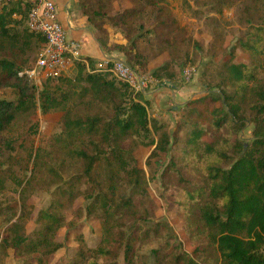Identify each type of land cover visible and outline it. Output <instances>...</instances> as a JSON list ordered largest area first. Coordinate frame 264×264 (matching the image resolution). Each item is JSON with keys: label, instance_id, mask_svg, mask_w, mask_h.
<instances>
[{"label": "trees", "instance_id": "16d2710c", "mask_svg": "<svg viewBox=\"0 0 264 264\" xmlns=\"http://www.w3.org/2000/svg\"><path fill=\"white\" fill-rule=\"evenodd\" d=\"M129 1L132 9L119 18L109 17L101 6L96 9L90 0H79V7L94 30L108 16L111 26L127 40L114 50L125 55L131 52L138 59H142L139 37L130 35L132 22L151 12L158 25L154 34L160 52H167L175 64L182 62L192 40L178 25L168 1ZM205 2L220 13L233 7L241 10L239 23L246 32L228 60L217 65L214 73L208 69L201 74L204 95L184 105L178 125V131L184 130L182 138L178 132L171 137L166 123L150 118L142 93H135L110 73H88L83 63L73 65V78L63 74L41 85L32 83L23 72L34 65L24 58L27 53L39 54L45 38L29 27L32 3L4 6L0 12V91L12 89L16 99H0V192L13 190L19 200L8 203L0 196V264H7L11 250L17 264H50L62 248L56 235L67 224V211L80 198L87 202L86 215L99 220L101 238L89 254L82 237L76 258L69 264H118L122 253L125 264H264V0ZM213 36L215 43L222 42L218 29ZM237 51L247 54L249 62L237 63ZM87 60L94 69V63ZM161 74L153 73L162 84ZM38 111L44 115L61 112V133L29 155L32 171L29 177H21L16 167L24 170L25 164L15 154L17 140L8 134L27 126ZM249 126L251 139L240 140ZM179 144L182 153L170 157L164 185L175 178L183 186L177 205L196 249L192 255L169 252L172 230L159 222L155 237L165 246L145 256L136 249L141 237L122 230L129 223L131 230L136 226V199L144 196L148 184L135 153L153 148L146 161L150 166L170 146ZM44 174L51 177L49 181L42 179ZM36 185L46 191L56 189L29 236L26 225L32 207L28 200Z\"/></svg>", "mask_w": 264, "mask_h": 264}, {"label": "rangeland", "instance_id": "374dc122", "mask_svg": "<svg viewBox=\"0 0 264 264\" xmlns=\"http://www.w3.org/2000/svg\"><path fill=\"white\" fill-rule=\"evenodd\" d=\"M167 1L178 25L187 30L188 38L192 40V44L184 50L187 57L182 59V62L176 61L175 64L167 52H160L159 39L154 34L158 25L151 12L146 17L140 15L134 19L132 22V31H129L131 36L139 37L137 39V49L142 59L136 58V55L131 52L125 55L116 50V53L129 66H136L135 69L142 76L153 78L158 85L161 84V79H156L153 73L157 71L158 73H162L161 77L164 81L161 85L171 88V86L189 84L195 78L200 80L201 74L208 69L214 73L217 65L229 59L231 50L235 47L237 40L245 34L246 28L239 23L241 10L236 7L226 9L220 13L216 12L213 6L207 5L206 0ZM90 3L96 9H101V6L106 15L116 18H119L120 14L131 10L133 7L129 0H90ZM108 16L99 20L102 24L98 30H93L103 44L106 53L110 54V49L105 47V44L110 43L111 40V49H115L116 47L126 45L127 40L111 26ZM216 29L222 34V42L215 43L213 34ZM213 46H215L214 49H212ZM37 56L38 53H27L24 59L27 58L31 66H33L36 63ZM236 57L237 63L249 62V56L240 51H237ZM73 68H69L64 73L65 76L73 78L76 73V70ZM186 70H194L193 73H196V76L194 75L189 82L184 81L182 77ZM169 73L172 75L175 74L173 78L167 76ZM31 82L34 83L33 81ZM156 83L150 84L147 91L156 87ZM142 95L144 96V94ZM0 99L15 100V91L9 88L2 89L0 91ZM183 111L179 116V122L175 123L173 127L170 123L158 120L167 124V131L171 137L177 132L180 134V138L185 136L184 130L178 131V125L184 115ZM61 117V112H51L50 114L44 115L38 111L27 126H22L20 130L14 129L9 132L8 136L17 140L18 145L15 154L25 164L24 170L16 167L18 175L21 177H25V175L27 177L30 176L33 162L29 161V155L31 153L35 155L39 148H45L51 138L61 133ZM150 118L153 119L152 113ZM251 136L252 127L249 126L243 134L239 135V139L246 142L251 139ZM150 149L152 150V148ZM150 149L140 148L135 153L138 163L146 173L148 184L146 190L142 192L144 196L136 199L139 211L136 226L131 230L129 227L132 224L129 223L122 230L125 233H133L135 237H141L142 242L136 245V249L141 254L148 256L153 249L165 246L163 240L155 237V226L159 222L166 224L172 230V238L169 241V252L178 250L192 255L196 246L189 240L186 231V220L184 214L180 212L176 199L177 194L183 186L175 178L172 179L169 186L167 184V187L164 185V173L169 159L172 155L179 157L182 153V146L180 144L170 146L167 154L164 153L159 158L154 159L149 166L146 165V161L150 155ZM50 178L47 174L42 176L45 182L49 181ZM64 178H67L66 175ZM185 185L187 186V184ZM192 187L191 184L187 186L189 189H192ZM33 188L35 192L28 200V205L32 207V210L29 211L30 218L26 225V231L29 236L37 228L36 221L39 213L51 205L53 200L52 193L56 189L53 186L51 190L46 191L37 185ZM0 196L8 203H14L19 200L18 194L10 189L1 191ZM86 205V200L80 198L67 211V224L56 235V241L62 245V248L52 256L50 264H69L72 262L76 258L82 237L87 243L86 248L89 254L97 246L101 238L100 223L97 218L86 215ZM144 233H148V236H144ZM9 253L10 256L5 262L7 264H17L14 260V251L11 250ZM118 264H125L123 253L118 259Z\"/></svg>", "mask_w": 264, "mask_h": 264}, {"label": "built area", "instance_id": "2783aa9c", "mask_svg": "<svg viewBox=\"0 0 264 264\" xmlns=\"http://www.w3.org/2000/svg\"><path fill=\"white\" fill-rule=\"evenodd\" d=\"M18 1L32 3L29 27L45 38L44 48L38 54L36 63L32 69L23 72L36 85L50 77L63 75L76 62L85 64L91 74L110 73L117 80L127 83L135 93L145 94L150 84L156 83L153 78L142 76L120 59L106 57L104 65L91 69L83 55L82 42L68 37L67 30L60 21L55 0H0V12L4 6ZM193 72L194 70H186L182 75L184 81L189 82L196 74Z\"/></svg>", "mask_w": 264, "mask_h": 264}, {"label": "crops", "instance_id": "0c3cea01", "mask_svg": "<svg viewBox=\"0 0 264 264\" xmlns=\"http://www.w3.org/2000/svg\"><path fill=\"white\" fill-rule=\"evenodd\" d=\"M55 1L58 6L60 21L65 26L68 37L82 42L84 57L90 59L95 67L104 65L106 57L122 60L116 50L111 49V40L105 45L111 53L103 51L92 25L79 7V0ZM203 93L199 79L195 78L189 84L171 86V88L157 84L156 87L144 94V99L148 110L151 109L149 111L150 116L152 113L153 118L170 123L173 127L175 123L179 122V116L184 105L190 100L203 96ZM151 151L150 149L149 154Z\"/></svg>", "mask_w": 264, "mask_h": 264}]
</instances>
